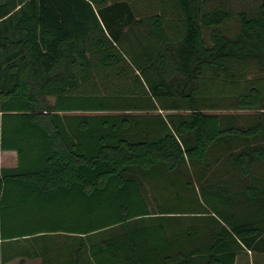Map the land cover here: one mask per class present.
Returning <instances> with one entry per match:
<instances>
[{
    "label": "trees",
    "instance_id": "obj_1",
    "mask_svg": "<svg viewBox=\"0 0 264 264\" xmlns=\"http://www.w3.org/2000/svg\"><path fill=\"white\" fill-rule=\"evenodd\" d=\"M158 1L138 17L131 0H0V149L17 152L0 166L3 261L6 241L48 234L74 239L64 264L264 251V218L238 215L264 210V0L234 34L222 5ZM47 248L26 255L48 264Z\"/></svg>",
    "mask_w": 264,
    "mask_h": 264
},
{
    "label": "rangeland",
    "instance_id": "obj_2",
    "mask_svg": "<svg viewBox=\"0 0 264 264\" xmlns=\"http://www.w3.org/2000/svg\"><path fill=\"white\" fill-rule=\"evenodd\" d=\"M131 1L134 2V8L135 11L137 12L138 17H142L141 16L142 14L151 10L161 13L163 12L158 0H131ZM262 1L263 0H201V4L203 5L205 10H209L218 5H222L228 10H230L233 13L232 17L226 19L220 27L225 33L234 34L238 29V22L234 15L235 12L240 9L247 10L250 13L258 12ZM172 11L174 12V9ZM164 18L166 19L175 18V15L171 11L165 9ZM208 35H209V29L207 27H203V36L207 42H208ZM97 82L101 83L100 81ZM102 83L104 85V82ZM101 84H98V86L96 85L89 86L87 88V91L105 92L106 88H104V86H102ZM137 173L138 172H135V174ZM137 177L142 183L143 192L149 203V206L151 207V209H154L157 203V198L152 193L148 183L145 181V179L142 177L140 173L137 174ZM178 220L181 221L183 220L185 223V220L182 218ZM73 242L74 239L70 235H66V234L38 235L34 237L16 238V239L8 240L5 242L4 247H5V253L7 254V256H11V259L7 261H3L2 259H0V264H19V259L21 257H24L26 261L29 263L41 264L40 255L30 256V255H26V252L27 251L31 252L33 249L40 251L41 247L44 246L48 247L47 250L50 251V259H49L50 263L61 262L62 264H64L62 260H65L68 257L67 252L68 250H70V246H72ZM88 262H89L88 257L84 256L82 260V264H88ZM65 264H71V263L65 262Z\"/></svg>",
    "mask_w": 264,
    "mask_h": 264
},
{
    "label": "crops",
    "instance_id": "obj_3",
    "mask_svg": "<svg viewBox=\"0 0 264 264\" xmlns=\"http://www.w3.org/2000/svg\"><path fill=\"white\" fill-rule=\"evenodd\" d=\"M17 164V152L15 149H0V166H14ZM233 212L234 208H229ZM239 220L261 221L264 218V210L258 202L255 201L252 212H247L243 208L238 210ZM233 216H231L232 218ZM236 250L234 264H264V251L255 250L245 246L241 242H233Z\"/></svg>",
    "mask_w": 264,
    "mask_h": 264
}]
</instances>
